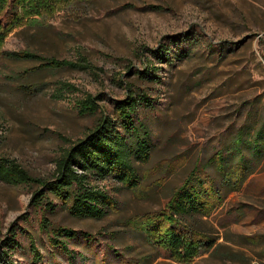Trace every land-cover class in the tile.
Segmentation results:
<instances>
[{
    "label": "rangeland",
    "instance_id": "obj_1",
    "mask_svg": "<svg viewBox=\"0 0 264 264\" xmlns=\"http://www.w3.org/2000/svg\"><path fill=\"white\" fill-rule=\"evenodd\" d=\"M45 9L23 16L0 44V158L52 180L64 151L102 115L113 117L127 86L152 102L139 111L152 150L136 166V189L90 182L114 200L100 220L59 206L45 213L31 203L37 187L0 181V255L11 243L0 264H264V160L210 216L185 218L218 252L178 258L167 242L172 194L264 114V0H48ZM162 48L166 63L149 53ZM27 51L75 67L40 69L3 55ZM150 65L156 81L135 78ZM87 96L98 106L94 116L78 114ZM44 219L77 233L58 238L68 255L49 243Z\"/></svg>",
    "mask_w": 264,
    "mask_h": 264
},
{
    "label": "trees",
    "instance_id": "obj_2",
    "mask_svg": "<svg viewBox=\"0 0 264 264\" xmlns=\"http://www.w3.org/2000/svg\"><path fill=\"white\" fill-rule=\"evenodd\" d=\"M58 1L54 0L55 3ZM47 2L48 0H0V44L7 33L22 22L23 16L31 13L49 14L50 9H45ZM165 50L166 48H162L149 53L159 63H166L168 56ZM3 55L13 60L40 62V69L75 67L67 61L42 57L28 51ZM155 69L154 65L146 66V69L135 72V78L154 82L157 80L153 72ZM57 97L61 98V92ZM77 106L80 116H94L98 111L94 98L89 96ZM113 106L112 118L102 115L84 138L72 143L64 151L56 162L52 180L35 179L15 161L0 158V181L14 187H37L31 203L34 208L45 213H53L59 206L77 219H102L112 209L114 200L106 191L92 186L90 182L112 180L123 188L136 189L140 182L136 166L147 163L152 150L149 127L139 117L141 109L152 107L148 97L127 86L125 97L114 101ZM263 160L264 114L252 125L241 127L224 147L215 151L208 163L192 169L183 184L172 194L167 204V242L172 256L191 259L200 250L206 253L218 252L220 246L205 233L186 225L185 218L210 216V206L238 191L244 180ZM208 168H212L216 175L209 174ZM41 230L50 235L48 241L54 248L69 254L66 245L58 238L72 240L77 237L76 232L53 226L45 219L41 223ZM85 237L88 238V235ZM5 246L0 261L3 257H8L11 243ZM224 256L233 258L234 255L226 252ZM2 264L12 262L7 260Z\"/></svg>",
    "mask_w": 264,
    "mask_h": 264
}]
</instances>
